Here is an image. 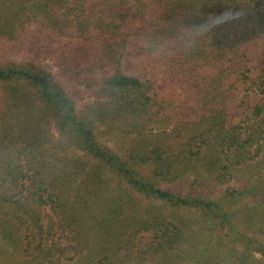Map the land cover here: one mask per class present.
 <instances>
[{
	"label": "trees",
	"instance_id": "obj_1",
	"mask_svg": "<svg viewBox=\"0 0 264 264\" xmlns=\"http://www.w3.org/2000/svg\"><path fill=\"white\" fill-rule=\"evenodd\" d=\"M0 264H264V0H0Z\"/></svg>",
	"mask_w": 264,
	"mask_h": 264
},
{
	"label": "rangeland",
	"instance_id": "obj_2",
	"mask_svg": "<svg viewBox=\"0 0 264 264\" xmlns=\"http://www.w3.org/2000/svg\"><path fill=\"white\" fill-rule=\"evenodd\" d=\"M45 64L49 67H51V63L50 61H45ZM53 71L57 74V70L53 69ZM134 75L136 76H143L142 73H134ZM67 89L69 90V92L76 98V102L79 106H82L85 102L90 101V99H88L87 97L85 98H81L80 95H78V91L75 90L70 84H68L67 82H64ZM245 101V103L249 106L252 103H254L256 101V98L254 95L250 94L249 96H245V94H241L236 100H235V104H241V101ZM243 112L247 113V109H243ZM239 118H236L235 120L237 121ZM112 146L114 145L111 144Z\"/></svg>",
	"mask_w": 264,
	"mask_h": 264
}]
</instances>
